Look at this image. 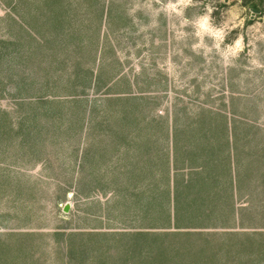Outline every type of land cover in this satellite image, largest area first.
<instances>
[{
    "label": "rangeland",
    "instance_id": "374dc122",
    "mask_svg": "<svg viewBox=\"0 0 264 264\" xmlns=\"http://www.w3.org/2000/svg\"><path fill=\"white\" fill-rule=\"evenodd\" d=\"M175 143L194 225L154 207ZM195 256L264 264V0H0V264Z\"/></svg>",
    "mask_w": 264,
    "mask_h": 264
},
{
    "label": "trees",
    "instance_id": "16d2710c",
    "mask_svg": "<svg viewBox=\"0 0 264 264\" xmlns=\"http://www.w3.org/2000/svg\"><path fill=\"white\" fill-rule=\"evenodd\" d=\"M253 7L259 8L257 4H253ZM75 99H78V98H75ZM79 100L88 101V99L86 98H81ZM79 100H77L76 102L78 103ZM94 101H97V99H95ZM179 150H181L180 147H178L177 143H175L174 144V159H173L174 160V170H176L175 175L173 178L168 176L169 179L167 180V184L165 186L166 192L163 194V199L160 201L158 200L156 203H154V207L158 206L160 208V211L163 212V216H166L167 219H169V222L173 218L176 227H180L181 224H184L183 221H186V220H188L190 224L193 222L192 224L194 225L195 220H197V218L201 216L200 214H204L206 212L205 206L208 203L207 202L208 198L207 196L205 197L202 193L207 192L206 190L208 189V186L210 184V181H209L210 178H207V175L209 173L206 172L207 174H205V170L203 169L202 165L193 168V166L189 164L187 168L183 167L180 170H177V168L180 167V166L177 167V163L180 160ZM182 150H184L185 152V155L183 154V157H187V156L189 157V154H190L189 148L186 147L185 149H182ZM237 150L236 152H234V150L230 151L229 149L228 151H225L226 155L224 159L227 163L228 172H230V166L233 165L232 160H234V163L236 161V156L238 155ZM205 153H207L206 150H205ZM199 157L200 155L198 156V158ZM185 170H189L188 173H183L185 172ZM169 175H170V171H169ZM196 175H200V177ZM230 178H231L230 179L231 187L234 189V183H233L234 179L233 177H230ZM152 206H153V202H149L148 210H150ZM187 234L190 235V233L188 232ZM119 235L120 237H132L136 235L142 236V235H148V234L143 233V232H140V233L123 232V233H120ZM193 250H194V247L192 248V252ZM203 251L204 249H199L197 251H194V253L196 254V256H201ZM196 256L195 258L197 259L195 258L192 259L193 264H200L202 261L203 262L205 261V263H207V261L204 258L203 260Z\"/></svg>",
    "mask_w": 264,
    "mask_h": 264
},
{
    "label": "water",
    "instance_id": "95a60500",
    "mask_svg": "<svg viewBox=\"0 0 264 264\" xmlns=\"http://www.w3.org/2000/svg\"><path fill=\"white\" fill-rule=\"evenodd\" d=\"M67 207H68V205H66V210H67Z\"/></svg>",
    "mask_w": 264,
    "mask_h": 264
}]
</instances>
